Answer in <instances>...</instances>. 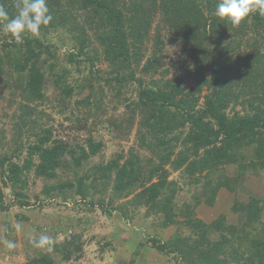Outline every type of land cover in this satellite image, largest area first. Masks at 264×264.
I'll return each mask as SVG.
<instances>
[{
    "label": "trees",
    "instance_id": "trees-1",
    "mask_svg": "<svg viewBox=\"0 0 264 264\" xmlns=\"http://www.w3.org/2000/svg\"><path fill=\"white\" fill-rule=\"evenodd\" d=\"M169 63L184 67L180 78ZM0 89L21 111L13 142L0 151V212L18 208L21 223L29 220L24 208L76 196L93 206L97 193L111 191L113 211L146 204L147 216L177 227L166 241L155 233L145 240L175 264H264V0H0ZM107 97L127 115L107 116ZM96 124L126 139L136 127L134 141L92 163L105 146ZM176 171L180 177L169 179ZM36 178L47 183L32 203L27 191ZM179 181L200 186L194 204L179 207ZM223 189L234 193L227 200L235 217H197V207L214 206ZM3 224L0 250L14 254L15 227ZM46 234L35 255L26 248V264L83 257L84 232Z\"/></svg>",
    "mask_w": 264,
    "mask_h": 264
},
{
    "label": "rangeland",
    "instance_id": "rangeland-1",
    "mask_svg": "<svg viewBox=\"0 0 264 264\" xmlns=\"http://www.w3.org/2000/svg\"><path fill=\"white\" fill-rule=\"evenodd\" d=\"M64 50V48L62 49ZM179 54V53H178ZM172 72L177 77L182 76L184 67H173L172 63H169ZM99 67L106 69V62L99 63ZM169 75V76H170ZM185 83L187 87L195 85V80L192 75L186 78ZM205 92V91H204ZM55 93H50V98H53ZM9 90L0 89V117L6 116L0 122V128L5 127L3 123L6 122V139L2 142L0 139V151H6L9 145L13 142L9 139L12 135L16 134L13 125L15 123V116L20 115L21 111L17 108V104L13 105L9 103ZM110 97L105 99L108 103ZM109 104V103H108ZM108 115L126 116L124 106H121L119 110H113L111 104L108 105ZM39 109L45 110L48 114L68 124L65 117L58 114L55 109L50 105H41ZM237 109H241L240 106ZM85 109L83 108V112ZM81 112V114H85ZM100 114V113H99ZM80 115V113H79ZM106 116V117H107ZM104 116H99L98 119H106ZM93 120V119H92ZM91 120V121H92ZM97 134L105 141V146L99 154L93 157L92 163L106 162L111 158L116 157L118 153L127 151L128 147L133 143L135 138L134 127L133 133L128 139L121 136L119 132L115 130L105 129V124H96ZM119 133V134H117ZM96 134V135H97ZM3 135V133H0ZM84 133H80L83 137ZM96 137H99V136ZM248 152V151H247ZM122 162L124 159L121 160ZM181 171L173 172L169 179H178ZM257 176L252 175L249 185L254 184L257 181ZM32 180V177H31ZM154 178L152 181H156ZM56 179L50 181L54 183ZM45 180L42 178H36L30 183L28 192V199L35 203L38 195H42V189L45 185ZM47 183V182H46ZM183 189L180 190L178 195L179 207L182 206V202L186 201L189 204H194L196 194L199 195L200 186L198 185H186L184 181H179ZM150 184V183H148ZM147 184V185H148ZM246 184V185H248ZM248 185V186H249ZM101 186H99V189ZM141 189L133 191L130 196L113 202L114 206L119 203L125 202L132 198ZM5 191L12 198L13 195L9 188H5ZM226 189L221 190L220 199L214 206H209L204 202L197 207V217L205 220H212L220 212H226L231 217H235L230 212L229 200L232 199V195L226 192ZM111 191L98 194L94 196L93 201L95 205H91L90 199L83 200L80 196L70 198L67 201H63L60 198H56L55 202L58 205L47 204L43 209H38L35 206L30 208H24L23 212L29 215V220H22L19 223L15 217V213L19 211L18 208L13 207L10 213L5 211L0 212V241L4 242V221L11 222L15 230L11 233L12 237L16 238L17 252L8 253L4 250H0V264H26L28 258L26 257V248L29 249L30 255H35L40 247L39 237L40 232L55 231L59 233L60 238H63L66 233H71L74 229L84 232L85 237L88 239V243L85 247L83 257L75 264H175L174 260H170L171 256L161 255L157 250L151 248L145 243L147 235L158 234L159 238L165 240L170 237L177 229L175 225L164 228L160 225L161 220L157 216L149 215L146 204H142L141 207H134V205H128L125 207L126 214H122L119 210H112V205L109 203ZM243 193H238V196H243ZM103 196L105 202L103 206L99 205V198ZM112 210V211H111ZM70 217V220L67 219ZM178 219H182L180 216ZM68 222H71L73 228H66ZM52 238V237H50ZM49 238V244L53 242V239ZM111 239L110 244H106V240ZM3 245V244H1ZM136 250H139L137 253Z\"/></svg>",
    "mask_w": 264,
    "mask_h": 264
}]
</instances>
